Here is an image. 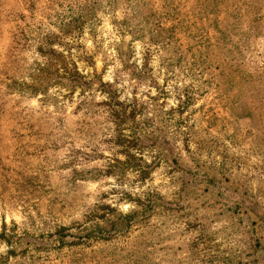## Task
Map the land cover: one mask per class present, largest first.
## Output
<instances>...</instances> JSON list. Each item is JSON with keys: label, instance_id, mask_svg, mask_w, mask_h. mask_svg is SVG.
I'll use <instances>...</instances> for the list:
<instances>
[{"label": "rangeland", "instance_id": "1", "mask_svg": "<svg viewBox=\"0 0 264 264\" xmlns=\"http://www.w3.org/2000/svg\"><path fill=\"white\" fill-rule=\"evenodd\" d=\"M0 264H264V0H0Z\"/></svg>", "mask_w": 264, "mask_h": 264}, {"label": "trees", "instance_id": "2", "mask_svg": "<svg viewBox=\"0 0 264 264\" xmlns=\"http://www.w3.org/2000/svg\"><path fill=\"white\" fill-rule=\"evenodd\" d=\"M23 90V89H22ZM23 91H26V90H23ZM46 89H35L33 91V93H38V92H45ZM119 138V137H117ZM120 139V138H119ZM127 140L125 138H123V141H119L118 143L122 146V152H123V156L124 158L123 159H115V162L112 164V167L113 168H116L117 166H119L118 164L120 165H123V166H130L128 165V162L132 161L135 165H139L137 164V159L134 157L135 155L134 154H131L125 147H124V142H126ZM127 164V165H126ZM127 170V169H125ZM126 172V171H125ZM124 172V173H125ZM126 174V173H125ZM115 217V215L113 216V218ZM116 223L115 221H111L110 219V229H115L116 228ZM96 228L100 231L101 227L100 225H96Z\"/></svg>", "mask_w": 264, "mask_h": 264}]
</instances>
